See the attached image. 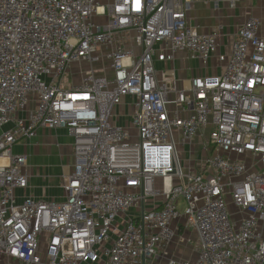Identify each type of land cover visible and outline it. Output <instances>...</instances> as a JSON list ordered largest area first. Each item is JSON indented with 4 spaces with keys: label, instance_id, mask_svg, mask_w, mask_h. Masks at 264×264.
<instances>
[{
    "label": "built area",
    "instance_id": "1",
    "mask_svg": "<svg viewBox=\"0 0 264 264\" xmlns=\"http://www.w3.org/2000/svg\"><path fill=\"white\" fill-rule=\"evenodd\" d=\"M221 1L0 0V264H264V19L220 54L190 14ZM179 53L221 70L182 88L157 69ZM58 128L65 200L19 195L14 147ZM188 230L196 259H177Z\"/></svg>",
    "mask_w": 264,
    "mask_h": 264
},
{
    "label": "crops",
    "instance_id": "2",
    "mask_svg": "<svg viewBox=\"0 0 264 264\" xmlns=\"http://www.w3.org/2000/svg\"><path fill=\"white\" fill-rule=\"evenodd\" d=\"M250 16L264 19V0H242L236 7H232L228 0L221 1L218 6L214 2H198L190 14V24L198 34L219 30L220 54H227L239 27ZM157 69L175 71L182 88L188 87V81L195 76L212 75L221 70L216 58L211 60L209 68L204 69L200 62L189 60L183 53H179L172 63H158ZM123 110L128 112L124 107ZM73 144L67 130L58 128L40 129L31 141L14 147V154L27 156L30 174L29 188L19 191V195L57 202L65 200L61 182L63 176L73 172Z\"/></svg>",
    "mask_w": 264,
    "mask_h": 264
},
{
    "label": "rangeland",
    "instance_id": "3",
    "mask_svg": "<svg viewBox=\"0 0 264 264\" xmlns=\"http://www.w3.org/2000/svg\"><path fill=\"white\" fill-rule=\"evenodd\" d=\"M78 79L79 78L77 76H72L69 74L66 76L64 84L67 85L69 82L75 83L78 81ZM197 157L192 158L194 165H196ZM184 161H186L185 157ZM181 209H183V205H181ZM196 245V234L192 230L182 231L179 232V234L173 240L168 251L173 256L177 257V259L189 258L195 260L197 254Z\"/></svg>",
    "mask_w": 264,
    "mask_h": 264
}]
</instances>
